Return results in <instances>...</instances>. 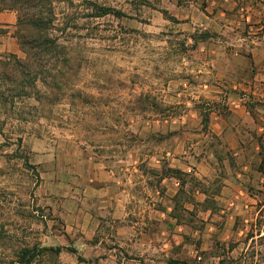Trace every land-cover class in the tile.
<instances>
[{
	"label": "rangeland",
	"instance_id": "obj_1",
	"mask_svg": "<svg viewBox=\"0 0 264 264\" xmlns=\"http://www.w3.org/2000/svg\"><path fill=\"white\" fill-rule=\"evenodd\" d=\"M7 4L4 7L0 0V13H14L16 24L0 32L12 33L17 46L15 55L24 57L17 35L19 16L28 23L32 14L48 13L51 8L65 47L62 56H72L77 66L62 90L54 87L60 94V105L49 104V108L37 113L33 107L37 104L28 101L22 107L23 116L15 110L1 119L4 135H0V216L8 219L5 231L15 235L6 246L18 248L24 240H30L65 248L59 257L40 264H81L78 256L66 248L76 249L89 262L82 264L166 263L168 260L160 256L141 257V238H134L138 249L130 257L113 237L98 236L85 251L78 233H66L61 216L62 203L71 196L73 181L63 173L45 171L43 164L63 155L71 167L70 159L84 156L118 171L115 166L123 160L131 163L134 151L142 149L143 142L151 151L187 146L192 137L195 142L201 138L199 148L203 142L216 145V140L207 137L205 116L209 107L192 99L200 80L190 76L202 64L198 55L208 47L203 45L206 41L195 47L188 37L204 31L199 14H190L195 21H179L187 14L166 11L168 0H21L19 7ZM91 4L112 8L124 17H89L96 12ZM24 32L36 35L26 25ZM8 54L14 53L0 55ZM200 114L203 123L198 126L194 122ZM20 131L25 132L23 145L14 153L16 145L9 146L6 137L17 138ZM99 146L104 148L97 149ZM18 156L26 157L32 167H25ZM106 231L110 229L103 230ZM101 239L104 241L96 247L95 242ZM221 255L226 264H239L242 258L240 254ZM260 258L264 260V253Z\"/></svg>",
	"mask_w": 264,
	"mask_h": 264
},
{
	"label": "crops",
	"instance_id": "obj_2",
	"mask_svg": "<svg viewBox=\"0 0 264 264\" xmlns=\"http://www.w3.org/2000/svg\"><path fill=\"white\" fill-rule=\"evenodd\" d=\"M168 3L166 11L187 14L179 21L199 14L204 31L216 35L203 43L190 77L200 80L192 99L209 107L207 137L218 143L199 148L197 135L199 142L151 151L143 142L118 171L84 156L71 167L63 155L45 160V171L73 181L62 203L66 233H78L85 251L98 236L113 237L129 257L141 238V257L168 260L161 264H226L222 253L264 264V0ZM15 24L14 13H0V31ZM4 53L17 54L11 32H0Z\"/></svg>",
	"mask_w": 264,
	"mask_h": 264
},
{
	"label": "trees",
	"instance_id": "obj_3",
	"mask_svg": "<svg viewBox=\"0 0 264 264\" xmlns=\"http://www.w3.org/2000/svg\"><path fill=\"white\" fill-rule=\"evenodd\" d=\"M33 1L40 0H28L29 3ZM7 2L13 3L12 7L21 5V0H2V5L8 7L9 4ZM91 5L96 12L89 17L103 18L111 15L117 18L124 17L121 12L112 8L99 7L96 4ZM18 13H20V8ZM56 22L57 16L51 8L48 13L38 12L32 14L28 19V23L20 15L17 35L20 51L24 57L21 58L15 54L0 55L1 136L4 135L3 123H1L2 117L15 110H17L18 115L23 116L24 108L22 107L28 101H33L37 104V106H33L35 110H38L37 113L45 111L49 104L51 106L61 104V99L58 98L60 94L57 90H62L64 84L68 83L71 71L77 64L76 59L72 56H62L65 55V47L62 44L61 37L58 35L59 29ZM24 25L28 26L30 31L36 35L28 36L24 34ZM188 37L194 41V45L197 47L200 41L205 42L213 36L209 32L203 31L199 36L189 35ZM54 87H58L57 90ZM93 114L95 115V113H92V116H94ZM24 134V131H20L17 138L6 137L9 146L12 144L16 145L14 153L22 148ZM103 148L104 146L97 147V149L101 150ZM17 158L23 160L25 167H32L26 157L18 156ZM2 210L3 206L0 198V211ZM6 220L8 219L0 216V264H40L45 259L57 258L64 252L65 248L43 246L39 242L33 243L30 240H24L18 248L16 245L15 248L9 249L6 243L13 242L15 235H10V232L5 231L4 222ZM66 249L78 256L79 263H89L78 254L76 249ZM169 263L187 264L179 261H170Z\"/></svg>",
	"mask_w": 264,
	"mask_h": 264
}]
</instances>
